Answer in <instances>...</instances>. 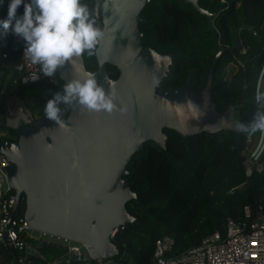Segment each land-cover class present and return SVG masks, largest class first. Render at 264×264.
<instances>
[{
  "label": "trees",
  "instance_id": "16d2710c",
  "mask_svg": "<svg viewBox=\"0 0 264 264\" xmlns=\"http://www.w3.org/2000/svg\"><path fill=\"white\" fill-rule=\"evenodd\" d=\"M101 1L85 0L100 25ZM221 1H198L202 10L214 15L210 28L206 17L181 0H150L140 14L138 31L143 47L159 55H173L169 72L157 87L161 92L181 88L189 74L192 90H202L212 60L221 48L223 53L213 76L214 108L223 113L233 106L238 111L236 119L246 123L256 106L254 83L264 68V0ZM6 11L7 0L0 8V18L6 16ZM236 36L246 48L244 55L236 50ZM22 48L24 42L11 32L0 37L1 107L12 97L26 102L30 96L27 91L31 90H41L46 103L63 85L56 74L52 77L58 81L56 85L45 76L36 83L13 85L17 75L12 74V68L20 63ZM82 60L86 71L97 69L94 55H84ZM231 64L234 68L228 73ZM106 71L109 79L117 78L115 68L107 65ZM61 107L60 122H64L72 107ZM3 124L1 114L0 130L9 136L5 140L16 141V134L5 130ZM163 133L164 150L152 142L145 143L126 166V178L136 196L126 205V211L134 222L120 228L112 238L118 250V256L109 260L112 264H151L154 243L163 237L173 241L168 256L177 257L214 233L224 237L226 220L239 221L245 206L260 208L264 214V152L260 158L262 171L246 177L242 165L246 137L220 132L182 139L170 130ZM24 208L22 202L18 216H23ZM39 252L47 261L62 254L58 247L46 244ZM12 259L8 248L0 243V264H9Z\"/></svg>",
  "mask_w": 264,
  "mask_h": 264
},
{
  "label": "water",
  "instance_id": "95a60500",
  "mask_svg": "<svg viewBox=\"0 0 264 264\" xmlns=\"http://www.w3.org/2000/svg\"><path fill=\"white\" fill-rule=\"evenodd\" d=\"M150 0H102L99 6L105 41L95 51L94 73L106 90L114 91L123 111L89 112L71 108L64 122L34 120L25 103L15 97L2 107L3 128L16 141L0 140V154L9 163L6 181L15 197H24L23 218L35 233L82 244L92 260L118 256L112 243L117 231L134 219L126 205L136 198L126 178V166L143 145L165 149L164 130L187 139L201 133H234L229 120L238 111L229 106L217 113L212 100L213 76L223 51L219 48L204 88L192 90V75L177 90L157 91L152 75L167 76L173 55H159L141 45L140 14ZM212 28L214 15L199 0H181ZM236 50L244 47L235 37ZM118 76L109 79L106 66ZM86 72L82 57L56 75L64 84ZM3 244H9L6 235Z\"/></svg>",
  "mask_w": 264,
  "mask_h": 264
},
{
  "label": "clouds",
  "instance_id": "9594fccd",
  "mask_svg": "<svg viewBox=\"0 0 264 264\" xmlns=\"http://www.w3.org/2000/svg\"><path fill=\"white\" fill-rule=\"evenodd\" d=\"M5 0H0V8ZM22 7V12L18 9ZM9 32L24 42V53L32 65L39 66V74L52 78L59 69L72 66L74 61L93 56L105 41V29L96 19L85 0H7L6 16L0 18V37ZM153 88L159 87L160 78L153 74ZM114 91L106 90L94 73L76 76L53 93L43 106L44 117L61 120L62 107L77 106L89 112L112 113L123 111L116 103ZM251 118L245 123L231 119V129L246 138L264 134V91H259Z\"/></svg>",
  "mask_w": 264,
  "mask_h": 264
},
{
  "label": "built area",
  "instance_id": "2783aa9c",
  "mask_svg": "<svg viewBox=\"0 0 264 264\" xmlns=\"http://www.w3.org/2000/svg\"><path fill=\"white\" fill-rule=\"evenodd\" d=\"M240 31L241 29L237 30V33ZM239 51L244 55L246 48L240 47ZM13 73L17 75L12 81L13 85L32 84L45 79L42 74L35 81L29 78L39 74V66L31 64L24 48L20 51V63L12 68ZM48 82L56 85L58 81L52 78ZM259 91H264V68L259 71L254 83L255 103ZM1 114L0 106V124ZM4 138L0 130V140H5ZM263 152L264 134L258 132L250 139L246 138V147L242 154L246 177L262 171L260 158ZM9 166L5 157L0 154V243L6 235L9 244H2L12 254L13 259L9 264H84L90 261L112 264L109 260H92L85 245L30 231L23 216H18L19 205L24 202V197L17 199L7 185L5 171ZM42 244L58 247L62 254L47 261L39 252ZM172 247L173 241L169 237L155 241L151 264H264V214L260 208L245 206L239 221L230 218L226 220L224 237L214 233L177 257L168 256Z\"/></svg>",
  "mask_w": 264,
  "mask_h": 264
},
{
  "label": "rangeland",
  "instance_id": "374dc122",
  "mask_svg": "<svg viewBox=\"0 0 264 264\" xmlns=\"http://www.w3.org/2000/svg\"><path fill=\"white\" fill-rule=\"evenodd\" d=\"M233 68L234 67L231 64L228 67V73H231ZM27 94H30V96L27 98V101H26L27 106L29 108H31V110H33V114H34L35 118H37V119L42 118L41 116L44 115L43 106L45 104V98L42 94V91L41 90H31V91H27ZM2 135L5 138L9 137L7 135V133H5V132H2Z\"/></svg>",
  "mask_w": 264,
  "mask_h": 264
},
{
  "label": "flooded vegetation",
  "instance_id": "af4514ba",
  "mask_svg": "<svg viewBox=\"0 0 264 264\" xmlns=\"http://www.w3.org/2000/svg\"><path fill=\"white\" fill-rule=\"evenodd\" d=\"M30 95V94H29ZM26 98V97H25ZM24 103H25V105L27 106V104H26V102H25V100L23 101ZM27 108L30 110V112H31V114H32V116H33V119L36 121V120H38L37 118H35V116H34V114H33V110H31V108H29L28 106H27ZM38 108V107H37ZM14 132V131H13ZM15 133V132H14Z\"/></svg>",
  "mask_w": 264,
  "mask_h": 264
}]
</instances>
